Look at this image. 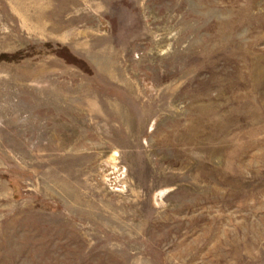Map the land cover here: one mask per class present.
I'll return each mask as SVG.
<instances>
[{
    "label": "rangeland",
    "instance_id": "rangeland-1",
    "mask_svg": "<svg viewBox=\"0 0 264 264\" xmlns=\"http://www.w3.org/2000/svg\"><path fill=\"white\" fill-rule=\"evenodd\" d=\"M0 264H264V0H0Z\"/></svg>",
    "mask_w": 264,
    "mask_h": 264
}]
</instances>
